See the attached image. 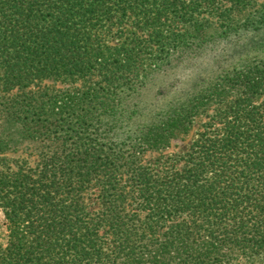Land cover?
I'll return each instance as SVG.
<instances>
[{
    "label": "trees",
    "instance_id": "16d2710c",
    "mask_svg": "<svg viewBox=\"0 0 264 264\" xmlns=\"http://www.w3.org/2000/svg\"><path fill=\"white\" fill-rule=\"evenodd\" d=\"M249 2L0 0V152L19 140L42 156L32 171L0 169V209L11 226L0 264H215L234 248H264V60L168 101L141 132L118 130L135 112L126 97L150 76L139 56L153 46L137 42L139 32L155 40L161 69L190 48L170 22L191 23L196 44L201 8L221 15L222 6ZM109 34L125 37L109 44ZM82 77L81 91L42 86ZM213 104L182 167L153 176L142 146H168L176 128L187 132ZM94 179L100 209L90 216L83 193Z\"/></svg>",
    "mask_w": 264,
    "mask_h": 264
},
{
    "label": "rangeland",
    "instance_id": "374dc122",
    "mask_svg": "<svg viewBox=\"0 0 264 264\" xmlns=\"http://www.w3.org/2000/svg\"><path fill=\"white\" fill-rule=\"evenodd\" d=\"M249 1L246 5L232 9L222 6L220 11L224 12L221 15L217 12L212 13L213 9L201 8V15L204 20H202L203 27L200 26L199 28L200 32L198 30L199 34L196 38L198 43L196 44L191 42L194 40L192 34L195 33L191 23L183 26L182 24L177 25L170 22V25H174V30L179 33H186L184 34L186 38L181 43L190 48L173 55V65L169 63L160 64L161 69L156 68L157 62H161V60L158 61L157 58L158 50L155 40L149 41L145 37L149 35L148 33L139 32L137 42H152L153 48L150 53H140L139 56L143 57L144 72H148L150 76L138 92L133 93V96L129 98L126 97V99L131 100V108L133 111L135 109V112L131 114L132 117L128 120L129 122L122 123L124 126L118 130L127 132L126 135L132 134V129L141 132L143 125L154 121L162 111L167 109L165 107L168 101H172L175 97L181 101L188 99L192 92L194 94L204 90L208 84L215 80L218 74L223 71H232L235 65L241 68L252 59L264 60V0ZM170 25H166L165 28L167 29ZM130 27L131 22L124 27L126 29L125 34H129V36L132 35L128 32ZM125 34L121 37L109 34L106 35L105 39L109 44H115L118 40L124 38ZM176 43H179V41ZM101 79L100 75H96L93 76L90 82L94 84V82L96 83ZM87 80L86 77H82L72 83L63 78H47L43 80L42 86H50L51 89L66 90L71 88L72 90L81 91L85 89L84 85ZM214 107L213 104L209 112L201 111L193 117V122L187 132L176 128L170 137L168 146L159 149L142 146V150H140L142 164L149 169L153 176L165 175L182 167L183 157L191 144L205 130L206 123L216 114ZM161 108L164 109L160 110ZM112 131L106 133L113 136L114 132ZM119 137L121 136H117L118 139ZM124 139L125 141H132L127 139L126 136H124ZM38 146L28 141L20 142L17 140L13 146L14 148L0 152V169L7 171H17L19 169L32 171L36 169L42 161ZM95 182L96 179L90 185H87L83 193L90 216L100 209L99 192L94 186ZM130 208L131 205H128V209ZM6 222L3 211L0 209V245L3 246L6 245L11 229V226ZM101 233L104 234L103 229ZM232 252V255L219 259L215 264H264V248L258 251L249 248L245 250L234 248Z\"/></svg>",
    "mask_w": 264,
    "mask_h": 264
}]
</instances>
